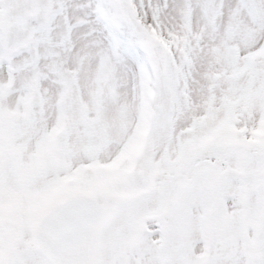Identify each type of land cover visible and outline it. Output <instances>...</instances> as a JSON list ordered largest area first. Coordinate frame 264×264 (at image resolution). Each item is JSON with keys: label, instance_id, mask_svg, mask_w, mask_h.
<instances>
[{"label": "snow or ice", "instance_id": "obj_1", "mask_svg": "<svg viewBox=\"0 0 264 264\" xmlns=\"http://www.w3.org/2000/svg\"><path fill=\"white\" fill-rule=\"evenodd\" d=\"M0 264H264V0H0Z\"/></svg>", "mask_w": 264, "mask_h": 264}]
</instances>
